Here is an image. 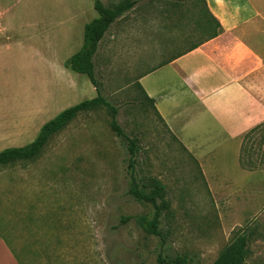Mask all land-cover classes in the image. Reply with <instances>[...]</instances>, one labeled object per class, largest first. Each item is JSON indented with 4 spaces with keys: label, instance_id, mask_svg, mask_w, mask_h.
I'll return each mask as SVG.
<instances>
[{
    "label": "rangeland",
    "instance_id": "1",
    "mask_svg": "<svg viewBox=\"0 0 264 264\" xmlns=\"http://www.w3.org/2000/svg\"><path fill=\"white\" fill-rule=\"evenodd\" d=\"M49 1L65 0H0L1 23L11 21L18 32L26 20L48 16ZM84 1L94 9L93 0ZM102 1L112 5L123 0ZM56 19L61 28L72 23L66 13L56 14ZM209 26L212 20L200 0H137L104 34L93 57L95 75L103 95L117 109L118 124L138 139L131 159L125 140L110 126L111 109L101 104L79 112L34 158L0 167L4 188L13 186L5 185L10 178L25 180L26 186H33L35 201L55 204L53 222L44 229V236L50 231L51 246L26 249L40 259L39 264H160L159 254L186 255L187 264H213L244 231L249 233V245L243 264H264V215L219 216L212 209V194L198 165L169 135L136 82L141 72L168 58L164 54L168 42L198 41ZM24 32L0 41V149L31 138L17 133L23 123L16 112L33 107L42 89L36 82L55 75L49 67L35 66L36 40L26 27ZM57 43L62 45L63 40ZM64 51L59 54L63 58L72 53L71 47ZM80 77L89 81L85 74ZM83 99L87 97L71 98L45 114L49 117L44 120ZM245 149V159L264 158V127L249 138ZM132 178L145 189L155 180L165 185L170 206L159 226L166 235L164 243L136 219L151 218L155 209L129 192ZM125 216L131 218L122 221ZM32 233L29 226L18 229L19 236L32 238ZM2 234L14 244L11 233ZM44 236L34 243H44ZM15 250L29 264L25 250Z\"/></svg>",
    "mask_w": 264,
    "mask_h": 264
},
{
    "label": "crops",
    "instance_id": "2",
    "mask_svg": "<svg viewBox=\"0 0 264 264\" xmlns=\"http://www.w3.org/2000/svg\"><path fill=\"white\" fill-rule=\"evenodd\" d=\"M92 5L94 8V0ZM205 5L211 20L213 16L220 23L218 34L212 37L209 31L198 41L183 45L168 42L164 52L168 58L141 72L136 82L169 135L198 165L212 194V209L219 216L264 215V168L249 170L240 163L244 136L264 122V0H205ZM48 7V16L26 20L18 32L28 29L36 40L35 66L49 67L55 75L49 81L36 82L42 89L33 107L16 112L23 123L17 133L31 138L0 151L31 142L51 119L45 121L44 117L53 108L74 97L88 99L97 94L90 80L80 77L83 73L64 64L81 48L84 26L97 16L96 9L84 0L49 1ZM60 13L72 21L69 26L60 27L56 19ZM89 14L91 19L86 18ZM12 25L11 21L1 23L0 17V35H6L0 41L11 40V34L18 33ZM69 47L70 56L61 57ZM257 164L264 165V158ZM25 183L11 178L5 185L13 186L4 188L0 183V264H24L15 248L25 250L29 264H39L40 259L26 249L51 246L50 231L44 236V229L53 222L55 204L35 201L33 186ZM21 225L33 229L32 238L18 235ZM6 232L12 234L14 244L2 234ZM40 234L46 243H34Z\"/></svg>",
    "mask_w": 264,
    "mask_h": 264
},
{
    "label": "trees",
    "instance_id": "3",
    "mask_svg": "<svg viewBox=\"0 0 264 264\" xmlns=\"http://www.w3.org/2000/svg\"><path fill=\"white\" fill-rule=\"evenodd\" d=\"M200 1L205 7V0ZM136 2L137 0H123L116 4L106 5L102 2V0H94V8L98 14L85 24L81 48L68 57L64 64L73 71L86 74L96 89V96L84 99L60 111L41 126L36 137L31 142L22 146L7 147L1 150L0 167L34 158L40 153L41 149L48 141V138L56 131L63 129L79 112L101 104L106 105L111 109L110 126L117 135L121 136L125 140L126 148L130 153V159L137 153L139 148L138 139L135 136L128 135L116 121L117 109L107 101L106 97L102 93V84L96 78L93 60L94 54L98 49L99 42L111 24L127 10H129ZM201 26L207 29V26L203 22ZM209 30L212 32V37L216 36L220 31V23L213 16L212 26H209ZM263 127L264 122L250 129L244 136L240 163L245 169L253 170L257 168H264L263 164H257V161L251 158L245 159L246 142L254 133L261 130ZM130 164H132V160H130ZM129 192L138 200L152 203L155 209L153 216L149 218L142 215L138 216L136 219L147 233L159 236L161 241L164 243L166 235L160 230L159 226L163 212L170 206V202L166 196L165 185L160 181L155 180L151 188L145 189L144 186L139 187V183L132 178ZM129 218H131V216H125L122 221L128 220ZM248 245L249 233L245 231L239 233L235 239L221 251L213 264H243L247 254ZM157 262L160 264H187L188 258L183 254L164 256L159 254Z\"/></svg>",
    "mask_w": 264,
    "mask_h": 264
}]
</instances>
